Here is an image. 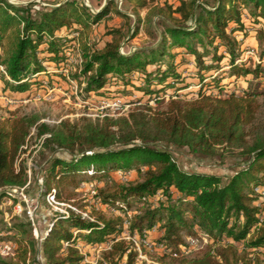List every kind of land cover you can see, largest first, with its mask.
I'll return each instance as SVG.
<instances>
[{
  "label": "trees",
  "instance_id": "obj_1",
  "mask_svg": "<svg viewBox=\"0 0 264 264\" xmlns=\"http://www.w3.org/2000/svg\"><path fill=\"white\" fill-rule=\"evenodd\" d=\"M125 1L136 14L134 37L141 22L138 8L157 0ZM161 4H152L147 12L165 22L158 42L121 52L125 36L121 25L107 30L112 38L102 46L90 42L92 25L112 9L127 17L110 2L93 12L77 0L40 6L0 0V64L5 71L0 70L1 91L20 95L40 86V80L30 78L47 72L45 62L65 65L66 49L74 40L81 61L71 77L78 80L84 98L118 95L125 88L139 98L161 102L164 93L174 90L163 108L146 103L127 116H83L55 125L39 121L36 113L0 120V199L8 195L6 188L27 181L24 164L17 168L16 159L32 128L45 148L69 153L68 158L49 157L40 184L42 197L54 188L56 198L69 200L62 194L80 174L100 178L110 177L112 171L135 170L137 175L126 181L108 180L97 188L94 201L102 208L91 206L89 217L70 208L65 213L55 211L39 241L28 231L29 221L9 226V231L21 233L9 237L18 249L13 258L0 256V264H29L38 247L46 264H81L80 242L110 241L96 264H135L138 250L134 241L123 238L124 230L162 245L160 264H264L260 254L264 216L259 221L255 190L264 188V119L254 92L224 94L219 86L224 76L257 77L262 71L264 42L258 61L243 60L242 47L250 30L264 36L258 28L264 22V0H163ZM74 31L76 36L71 34ZM219 48L224 52L219 53ZM188 77L196 79L198 88L193 98L183 99L178 93L191 84L185 82ZM212 83L218 94L207 91L206 85ZM165 145L199 157L235 153L243 163L226 176L185 170ZM131 198L146 203L133 215L128 213ZM110 207L118 213L107 214ZM151 230L157 232L155 236L150 237ZM201 234L210 241L201 253L192 257L182 253L185 236Z\"/></svg>",
  "mask_w": 264,
  "mask_h": 264
},
{
  "label": "rangeland",
  "instance_id": "obj_2",
  "mask_svg": "<svg viewBox=\"0 0 264 264\" xmlns=\"http://www.w3.org/2000/svg\"><path fill=\"white\" fill-rule=\"evenodd\" d=\"M16 5H24L28 2H35L36 5H51L55 2H63L64 0H8ZM82 4H87L90 11L92 9L97 10L103 8L108 2L114 4L117 9L121 10L127 17L120 16L115 12L114 9L102 19L98 24L92 25V31L90 34V42L93 46H102L106 40L112 38L111 34H106L107 30L113 26L121 25L123 27L122 31L125 33L122 43L120 44L121 52H131L135 48L140 47H150L158 42L160 39V33L164 29L165 22L162 17L156 14L148 15V9L152 4L162 5L163 0H157L153 3L147 4V7L138 8L139 16L141 22L138 25L137 34L132 37V32L134 31L137 20L136 14L133 11V5L125 0H77ZM176 2V0H168V2ZM86 6V5H85ZM261 25L258 28H262L264 32V22L260 21ZM72 28V27H71ZM71 28L67 31H71ZM66 31L64 32V34ZM72 34V33H71ZM264 42V36L259 38L257 30H250L249 37L243 43V53L242 59L251 58L253 61L259 60V54L261 52ZM69 52L72 54L75 60H78L80 56V47L78 46L77 40L69 47ZM253 50L254 54H248V50ZM68 51V49H66ZM219 53H223V48H219ZM75 60L69 64V66L62 65L56 66L53 63L45 62L47 74L42 72L41 74L34 75L30 79H37L41 81L40 86H33L32 90H28L23 94H14L12 91L4 92L1 91V86L3 81L0 75V120L10 119L15 115H21L24 113H36L40 116L39 121L46 122L49 125L58 124L61 120H69L74 122L81 117H88L91 119L99 118L101 115L99 109L96 108L98 105V100L102 98H119L121 101L129 103H137L136 105H131L124 116L134 108L148 103L153 109L163 108L167 101L171 98L174 90L170 89L167 93L162 95L163 100L159 102L154 98L147 101L146 97L139 98L138 93H133L123 88L118 95L104 96L102 94H94L92 97L84 98L80 89L79 82L76 78L71 77V72L79 70V62ZM226 59H223L224 64H226ZM241 60H236L239 63ZM191 68L193 64H190ZM262 71L257 77H253L251 74L236 76H224L221 81V93L227 94V92L234 91L238 94L245 92H254L256 98L260 104L259 116L264 119V58L261 60ZM223 68H226L224 66ZM65 69H68L66 72ZM222 72V71H219ZM217 73V72H216ZM52 75V79L49 76ZM192 77L186 78L185 82L191 83L186 89H182L178 94L180 98L190 99L194 97V93L197 90L196 79H191ZM210 85V87H209ZM206 85L207 91H212L213 94H218L219 89L216 87L215 83ZM208 88H211L210 90ZM17 95V96H15ZM5 97V98H4ZM175 98V96H174ZM7 99L9 101H7ZM88 104H87V103ZM98 114V115H97ZM117 115V116H122ZM116 117V116H115ZM42 137H38L35 133V129L32 128L30 134L26 140L23 150L21 151L19 157L16 159V166L22 162L24 164V169L27 174V186L25 191L27 195L34 198L38 203L35 210V217L37 221V232L38 239L44 234L48 224L53 217V213L61 212L65 213L67 208L74 210L79 213H86L84 217H89L91 212V206L95 205L97 208H102V206L94 201V193L97 188L104 186L109 180L121 181L120 176L117 172L112 171L110 177H92L91 175L80 174L75 177L72 183H69L63 192L62 196L65 198L69 197V200H60L62 204L56 205V208L49 205L45 200V196L42 197L41 192V182L42 174L48 165V159L51 155L60 157H69V153L66 150H53L45 148L42 145ZM171 152L172 157L176 163L185 170H199L204 172H211L216 174L229 175L231 174L237 166L243 163V158L236 155L235 153L226 152L221 156H210V157H199L196 155L189 154L183 149L176 148L173 145H165ZM127 172V171H126ZM127 173L130 174V179L135 178V170H130ZM129 176V175H128ZM225 180V178H223ZM110 184V183H109ZM8 195L0 199V231L4 232V237L10 239L11 236H21V233L16 232V230H10L9 226L19 223L28 222L27 217L23 212L20 214L13 213V202L18 199V193L15 188H6ZM159 196V195H158ZM157 196V197H158ZM157 197L154 196V199ZM130 209L128 213L130 215L136 214L145 207L146 203L142 204L139 200L131 198ZM149 204V203H147ZM151 204V203H150ZM107 214H117V212L109 211L106 209ZM28 231L33 235L32 226L27 225ZM34 236V235H33ZM155 236V234L153 235ZM199 237V236H197ZM189 236H185V241L188 240ZM13 240V239H12ZM39 246V244H37ZM206 243L201 240L197 246L190 248L185 255L189 257L197 256L200 254L201 250L204 249ZM78 247L84 258L81 264H96L101 252L106 248L105 243H94V244H84L80 242ZM261 256L264 258V249L261 250ZM163 254L160 248L148 249L145 246L140 247L135 264H160L157 260L158 257ZM84 259L87 261L83 262ZM29 264H46L42 254L39 250L34 255L31 254Z\"/></svg>",
  "mask_w": 264,
  "mask_h": 264
},
{
  "label": "built area",
  "instance_id": "obj_3",
  "mask_svg": "<svg viewBox=\"0 0 264 264\" xmlns=\"http://www.w3.org/2000/svg\"><path fill=\"white\" fill-rule=\"evenodd\" d=\"M72 35L76 36L77 32L74 31L72 33ZM69 50L70 49H68V51H66V56H67L66 66H69V64L75 60L74 57L72 56V54L69 52ZM119 50H120V48H119ZM247 53L248 54H254L253 50H251V49L248 50ZM76 61L80 62L81 61L80 57L78 58V60H75V62ZM0 70L3 73H5L4 68L1 64H0ZM65 71L67 72L68 69H65ZM108 99L109 98H102V99L98 100V105L96 106V108L99 109V111L101 113V115L97 114L98 116L109 115V116L115 117L117 115H122V114H125L124 112L127 111L131 105L137 104V103L124 102V101H121V99H119V98H113L112 100H108ZM7 101H9V100L7 99ZM127 172H121V171L117 172L121 178V181H126V180L130 179V174ZM27 183L28 182H26L21 187H15V190L18 193V195H17L18 199L13 202V213L20 214L21 212H23L25 214L30 225L32 226L34 237L36 239H38L37 238L38 237L37 221H36V217H35V210L37 208L38 203L36 202V200L34 198L27 195V193L25 191ZM255 190L258 193V201L256 202V204L258 206H260V208H261V212L258 215L259 221H261L263 216H264V203H263L264 202V188L259 187V188H256ZM158 195H159V192L155 195V197H157ZM45 200L47 201V203L49 205L53 206L54 208H56V205L63 203V202H60L57 200V198L55 196V189L54 188H52L50 190V192H48L46 194ZM108 209H109V211L117 212V210L112 208V207H110ZM79 213L83 214L85 216H88V215H86V213H82V212H79ZM128 223L129 222L126 220L124 222V226L126 227L128 225ZM4 235H5L4 232L0 231V256L6 257V258H13L17 252L18 243L15 240L5 238ZM122 236L125 239H131L132 241H134L135 247L138 250V252L140 251L141 246H145L148 249L160 248L162 250V245L154 244L153 242L149 241L146 236H144V238H138L136 234L130 236L126 230L123 231ZM40 239L41 238H39V240ZM200 240L206 244L208 242H210L209 238L205 234H201L199 237H189L188 240H186L185 243L181 246L182 253L185 254L190 248L197 246L198 243L200 242ZM111 242L112 241L106 242V248H109ZM85 261H87V260L84 259L83 262H85ZM96 262H97V260H96Z\"/></svg>",
  "mask_w": 264,
  "mask_h": 264
},
{
  "label": "crops",
  "instance_id": "obj_4",
  "mask_svg": "<svg viewBox=\"0 0 264 264\" xmlns=\"http://www.w3.org/2000/svg\"><path fill=\"white\" fill-rule=\"evenodd\" d=\"M150 232V237H152L154 234H156L157 232L155 230H151Z\"/></svg>",
  "mask_w": 264,
  "mask_h": 264
},
{
  "label": "water",
  "instance_id": "obj_5",
  "mask_svg": "<svg viewBox=\"0 0 264 264\" xmlns=\"http://www.w3.org/2000/svg\"><path fill=\"white\" fill-rule=\"evenodd\" d=\"M8 1V0H7ZM9 2V1H8ZM10 3H12V2H10ZM13 4V3H12ZM86 6H89V5H87V4H85ZM101 9V8H100ZM100 9H97V10H94V9H92V11L93 12H97V11H99Z\"/></svg>",
  "mask_w": 264,
  "mask_h": 264
}]
</instances>
